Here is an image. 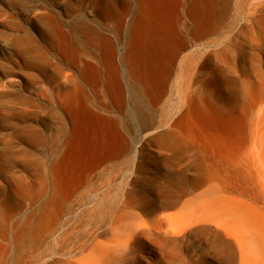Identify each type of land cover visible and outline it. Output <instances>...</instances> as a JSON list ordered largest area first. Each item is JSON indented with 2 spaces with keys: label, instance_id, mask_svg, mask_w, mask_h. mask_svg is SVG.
<instances>
[{
  "label": "rangeland",
  "instance_id": "rangeland-1",
  "mask_svg": "<svg viewBox=\"0 0 264 264\" xmlns=\"http://www.w3.org/2000/svg\"><path fill=\"white\" fill-rule=\"evenodd\" d=\"M212 27L209 0H0V264H264L258 52L217 60Z\"/></svg>",
  "mask_w": 264,
  "mask_h": 264
},
{
  "label": "bare ground",
  "instance_id": "bare-ground-1",
  "mask_svg": "<svg viewBox=\"0 0 264 264\" xmlns=\"http://www.w3.org/2000/svg\"><path fill=\"white\" fill-rule=\"evenodd\" d=\"M209 6L213 24L211 34L214 36L210 43L212 55L217 60L219 57L222 58V55L234 59L246 48V50L255 49L258 56L251 59L256 65L253 67L254 76L260 82H264V0H209ZM220 18L224 19L221 26L218 25ZM221 35L225 36L221 39ZM218 39L222 47L221 56L218 51ZM176 52L173 53L172 60L176 59ZM88 67L89 71L92 66ZM78 74L84 86L90 87L92 94L98 93V84L94 83L92 75L88 77L83 69H79ZM174 90L176 91V84L173 83L170 87L171 93Z\"/></svg>",
  "mask_w": 264,
  "mask_h": 264
}]
</instances>
